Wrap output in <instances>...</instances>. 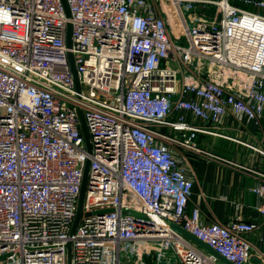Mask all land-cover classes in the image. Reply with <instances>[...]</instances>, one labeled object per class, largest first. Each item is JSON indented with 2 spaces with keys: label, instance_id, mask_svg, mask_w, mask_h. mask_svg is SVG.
<instances>
[{
  "label": "built area",
  "instance_id": "built-area-1",
  "mask_svg": "<svg viewBox=\"0 0 264 264\" xmlns=\"http://www.w3.org/2000/svg\"><path fill=\"white\" fill-rule=\"evenodd\" d=\"M67 1L0 0V264H222L177 226L249 263L256 223L189 209L173 145L264 117V0Z\"/></svg>",
  "mask_w": 264,
  "mask_h": 264
},
{
  "label": "crops",
  "instance_id": "crops-1",
  "mask_svg": "<svg viewBox=\"0 0 264 264\" xmlns=\"http://www.w3.org/2000/svg\"><path fill=\"white\" fill-rule=\"evenodd\" d=\"M197 122L205 124L202 120ZM209 128L216 132L194 134L193 140L200 151L173 145L176 153L189 157L194 174L189 209L197 204L205 219L230 221L240 216L256 223L257 227L248 235L254 248L247 264H264L260 258L264 255V216L258 209V197L252 190L260 178L258 171L264 172V157L250 145L264 143V117L251 121L244 119L241 123L229 117L224 127L209 125ZM187 236L198 247L206 249L193 237ZM221 262L228 264L223 259Z\"/></svg>",
  "mask_w": 264,
  "mask_h": 264
},
{
  "label": "water",
  "instance_id": "water-1",
  "mask_svg": "<svg viewBox=\"0 0 264 264\" xmlns=\"http://www.w3.org/2000/svg\"><path fill=\"white\" fill-rule=\"evenodd\" d=\"M62 3L64 5V8H65L67 16L70 17L71 16V10H70L68 1L67 0H62ZM72 31H73L72 23L68 22L67 45H68L69 48L72 47V43H73ZM68 54H69V60H70V64H71V69H72L73 76H74L75 83H76V88L78 90H80L81 89V85H80L79 75H78V71H77V67H76V63H75V58H74V55H73L72 51H69ZM79 115H80V120H81L82 132H83V135H84V138H85V142H86V147H87L88 151H91V149H92L91 137H90L89 129H88V126H87V123H86V120H85V117H84V114H83L82 110H79ZM89 167H90V160H88L87 163H86L82 189H81V193H80V197H79L78 212H77V216H76V218L74 220V223H73V226H72V232L75 231V229H76V227L78 225V222H79L81 216L83 215V200H84L85 191H86V184H87ZM177 228L180 229L185 234L193 237V239L195 241H197L201 245L205 246L206 249H208L209 251H211V252L215 253L216 255H218L221 259L225 260L228 264H234L231 261L227 260L222 255H220L219 253H217L213 248H211L205 242L201 241L197 237H195L192 234H190L189 232L185 231L181 226H177ZM68 247H69V262H70V259H71V243L68 244ZM6 256H7V254L2 255V256H0V259L5 258Z\"/></svg>",
  "mask_w": 264,
  "mask_h": 264
},
{
  "label": "rangeland",
  "instance_id": "rangeland-1",
  "mask_svg": "<svg viewBox=\"0 0 264 264\" xmlns=\"http://www.w3.org/2000/svg\"><path fill=\"white\" fill-rule=\"evenodd\" d=\"M251 8H254V7H251ZM198 138V137H197Z\"/></svg>",
  "mask_w": 264,
  "mask_h": 264
}]
</instances>
